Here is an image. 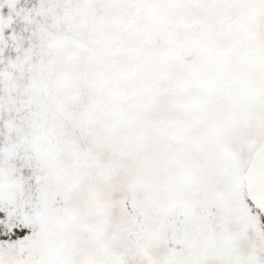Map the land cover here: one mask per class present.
<instances>
[{"label": "snow or ice", "instance_id": "snow-or-ice-1", "mask_svg": "<svg viewBox=\"0 0 264 264\" xmlns=\"http://www.w3.org/2000/svg\"><path fill=\"white\" fill-rule=\"evenodd\" d=\"M0 264H264V0H0Z\"/></svg>", "mask_w": 264, "mask_h": 264}]
</instances>
